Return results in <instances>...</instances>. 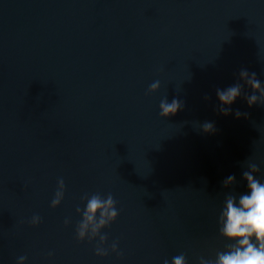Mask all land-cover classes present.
I'll use <instances>...</instances> for the list:
<instances>
[{"label": "water", "instance_id": "1", "mask_svg": "<svg viewBox=\"0 0 264 264\" xmlns=\"http://www.w3.org/2000/svg\"><path fill=\"white\" fill-rule=\"evenodd\" d=\"M241 69L264 86V0H0V264L214 259L248 161L264 182V105L248 106L245 85L219 111L216 90L243 83ZM165 97L184 105L168 118ZM94 193L117 202L102 234L122 256L76 238V208Z\"/></svg>", "mask_w": 264, "mask_h": 264}, {"label": "clouds", "instance_id": "2", "mask_svg": "<svg viewBox=\"0 0 264 264\" xmlns=\"http://www.w3.org/2000/svg\"><path fill=\"white\" fill-rule=\"evenodd\" d=\"M239 80L226 89H217L216 95L220 102L219 111L224 115L231 113V105L242 96L245 85L252 90V94L244 96L249 107L259 103L264 105V86L257 78L256 73H249L246 69L239 72ZM160 88V81H154L149 86V93H154ZM258 93V95H257ZM210 99L205 96V100ZM183 102L173 99L171 102L167 97L162 99L159 104V115L162 118H168L176 115L183 108ZM247 113H241L236 110L237 118ZM201 129L204 133L215 132V126L212 122H205ZM246 171L242 172V179L246 181V192L238 194H227L221 209L218 224L219 235L229 243L224 250H218L214 259H206L201 256L199 264H264V182L256 177L260 171L259 166L251 161L247 162ZM237 183L236 176L229 175L222 181V187L231 188ZM65 183L63 178L57 180V190L50 206L58 207L64 199ZM82 200L86 201L83 210L79 207L76 212L81 215V220L76 226V238L78 241H93L98 238L95 247L97 256H107L109 251L122 256L119 251L118 241H113L110 248L104 247L108 241V237L102 234V229L110 226L119 216L116 207V200L109 193L106 197L99 193L91 195L85 194ZM41 222L39 215H34L30 223L35 226ZM65 225L71 223L69 218L64 221ZM51 255V253H49ZM26 256H20L17 264H24ZM163 264H187V257L181 253L172 257L171 262L165 259Z\"/></svg>", "mask_w": 264, "mask_h": 264}]
</instances>
